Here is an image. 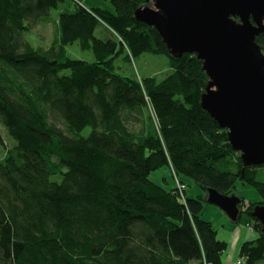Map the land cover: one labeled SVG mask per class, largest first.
Segmentation results:
<instances>
[{"label": "trees", "instance_id": "1", "mask_svg": "<svg viewBox=\"0 0 264 264\" xmlns=\"http://www.w3.org/2000/svg\"><path fill=\"white\" fill-rule=\"evenodd\" d=\"M110 4L0 0V127L13 142L0 132V264H223L227 243L201 212L207 189L231 195L237 182L260 197H240L239 219L258 232L240 246V264H264L250 217L264 205V163L244 165L202 108L208 78L196 56H171L136 21L145 1ZM53 11L50 43L32 45L27 36ZM255 42L264 55V32ZM75 43L92 60L72 58ZM143 54L166 57L170 74H125ZM164 167L168 189L149 178Z\"/></svg>", "mask_w": 264, "mask_h": 264}, {"label": "water", "instance_id": "2", "mask_svg": "<svg viewBox=\"0 0 264 264\" xmlns=\"http://www.w3.org/2000/svg\"><path fill=\"white\" fill-rule=\"evenodd\" d=\"M144 1L134 12L136 21L153 27L171 56H196L208 78L202 108L227 131L244 165H262L264 55L255 38L264 32V0ZM206 194V204L238 222L240 197L214 189ZM250 217L264 234V205L254 207Z\"/></svg>", "mask_w": 264, "mask_h": 264}, {"label": "rangeland", "instance_id": "3", "mask_svg": "<svg viewBox=\"0 0 264 264\" xmlns=\"http://www.w3.org/2000/svg\"><path fill=\"white\" fill-rule=\"evenodd\" d=\"M75 2L79 3L81 6L85 8H100L104 10H110L112 11V7L110 4V0H74ZM57 13L56 12H51L50 19L48 25H40L37 28H35L31 33V35L27 36V39L32 43V45L38 46L41 45L42 47L48 46L52 39L53 35V21L56 19ZM68 52L70 56L74 59H80V60H92V56L88 52H83L79 49L78 44H73L68 47ZM127 71L125 74L130 73V69H132L137 76L140 77H149V76H154L157 78V80H162L164 79L168 74H170L171 70L168 65V60L164 56H154L150 54H143L139 58L135 59L132 62V67H125ZM63 74H68V72H63ZM58 126L62 127V125L58 124ZM140 127L139 124L135 125V128L138 129ZM0 132L1 135L4 139V143L6 147H10L11 144L13 143L12 140L7 136L6 131L0 127ZM90 132L89 128H86L83 130L82 135H87ZM3 147L0 146V158L3 156ZM258 178L259 180H264V169L263 170H258ZM149 178L156 184H159L165 189L170 188V181H172V175L167 167L161 168L157 171H154L150 174ZM52 180H57L59 181L60 178L58 176L52 177ZM164 179L168 180V184H164ZM188 194L189 192L196 190L195 186L193 184H190L187 187ZM198 190V189H197ZM200 194L202 192L198 190ZM191 194V193H190ZM195 193H192L190 196H195ZM231 195H235L237 197H242L246 202H254L259 200V196L256 193L254 189H252L249 186H243L240 182H237L235 184V188L233 189ZM201 218L205 221H208L212 224L213 228L217 230L218 240H224L225 242L228 243V249L226 252L232 249V246L235 244V239L234 235H231L228 233V231L231 228H228L227 226H230L232 228H237V227H243L244 225L249 226L252 230L253 225L252 221H249V218L246 214H242L239 222L236 224H233L230 222L228 217L223 213L220 209H218L215 206L205 204L203 211L201 212ZM225 225V227H224ZM258 237V232H254L253 239L255 240ZM241 244V243H240ZM238 245V248L240 246ZM188 264H196L194 262H190Z\"/></svg>", "mask_w": 264, "mask_h": 264}, {"label": "crops", "instance_id": "4", "mask_svg": "<svg viewBox=\"0 0 264 264\" xmlns=\"http://www.w3.org/2000/svg\"><path fill=\"white\" fill-rule=\"evenodd\" d=\"M170 185L173 186L172 184H170ZM192 193H197V191L196 190L192 191ZM247 225H244L243 227H237V228H232L230 226H227L228 228H231L228 231V233H230L231 235H234L235 244L232 246L231 250H229L228 252L224 253L223 264H237L238 260L240 259L238 255H239V249H240V246L242 245V243L254 240L253 236H254L255 230H252ZM224 227H225V225H224ZM216 233H217V236H218L219 232L217 230H216ZM221 241H224V240H221ZM239 244H240V246L238 248ZM227 247H228V243H227Z\"/></svg>", "mask_w": 264, "mask_h": 264}, {"label": "built area", "instance_id": "5", "mask_svg": "<svg viewBox=\"0 0 264 264\" xmlns=\"http://www.w3.org/2000/svg\"><path fill=\"white\" fill-rule=\"evenodd\" d=\"M185 188V185L181 182H178L176 181L175 182V189L181 194L182 191L184 190ZM241 263V260H238V263L237 264H240Z\"/></svg>", "mask_w": 264, "mask_h": 264}]
</instances>
